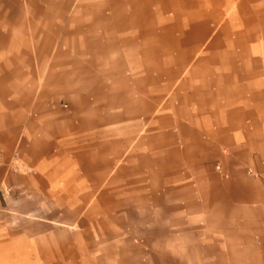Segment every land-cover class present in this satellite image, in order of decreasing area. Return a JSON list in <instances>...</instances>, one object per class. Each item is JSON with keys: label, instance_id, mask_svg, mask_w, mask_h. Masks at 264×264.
<instances>
[{"label": "crops", "instance_id": "0c3cea01", "mask_svg": "<svg viewBox=\"0 0 264 264\" xmlns=\"http://www.w3.org/2000/svg\"><path fill=\"white\" fill-rule=\"evenodd\" d=\"M72 34L101 46L59 40ZM55 49L111 52L112 66L143 68L141 84L129 82L126 90L127 98L141 92L142 108L127 104L114 117L127 120L126 137L119 139L117 128L109 147L74 150L71 136L84 142L95 122L64 129L65 148L34 149L38 139L62 135L33 117L53 110H15L27 116L8 117L7 67L34 66L39 51ZM136 117L134 127L128 122ZM141 130L152 132L135 140ZM32 132L37 139L28 140ZM20 136L33 147L27 165L48 180L59 178L60 163L72 166L68 193L84 201L95 193L90 188L100 187L104 170L114 169L118 185L124 162L131 165L128 179L142 172L147 186L154 177V188L174 191L178 199L168 206L174 215L164 225L181 233L159 236L173 243L159 251L172 255L173 264H264V0H0V159Z\"/></svg>", "mask_w": 264, "mask_h": 264}, {"label": "rangeland", "instance_id": "374dc122", "mask_svg": "<svg viewBox=\"0 0 264 264\" xmlns=\"http://www.w3.org/2000/svg\"><path fill=\"white\" fill-rule=\"evenodd\" d=\"M62 38L65 43H71V47L101 46L100 41L92 40L83 44L78 34L67 38L60 35L59 40ZM110 55L111 52L96 50L55 49L39 51L34 66L7 67L8 117L20 121L27 114H15V110H53L47 116L36 112L33 117L39 125H49L51 130L62 133L56 141L38 139L34 149L48 145L65 148L70 138L64 134V129L92 126L95 122L99 124L97 129L93 130L94 134H88L84 142L79 143L82 139L75 134L71 136V145L78 143L74 150L79 144L88 145L91 152L93 146L109 147L117 128L119 139L126 137L127 120L117 122L114 117L127 104L142 108L141 92L135 91L127 98L126 90L129 82L140 83L143 68L114 67ZM86 59L94 60L92 66H79ZM116 90L118 97L114 95ZM112 96L116 99L112 100ZM33 117L30 122H35ZM140 120L141 117H136L128 123L137 127ZM150 132L136 131L135 140ZM37 133L32 132L28 140L37 139ZM21 136L6 159H0V169H3L0 176V264H173V259H169L172 255L159 252L168 251L173 243L159 242V236L179 233L175 225H164L165 217L169 220L174 215V211L168 209L169 204L178 199L174 191L165 195L162 188H154L157 183L154 177L149 178L150 186H147L148 180L142 179V172H130L129 175L135 173V176L128 179L131 165L124 162L119 164L123 167L118 174V185L111 177L114 169L104 170L100 187L90 188L95 193L86 195L84 201V195L68 193L74 189L65 181L71 175L72 183L76 171L71 170L72 166L66 161L60 163L64 168L54 180H48L27 165L26 161L32 159L33 147ZM50 141L55 143H48ZM214 169L219 167L216 165ZM32 174L35 178L29 177ZM90 182L88 179L87 184ZM47 188L49 192H45ZM91 208L95 209L94 213L90 212ZM143 239L151 242L143 243Z\"/></svg>", "mask_w": 264, "mask_h": 264}]
</instances>
